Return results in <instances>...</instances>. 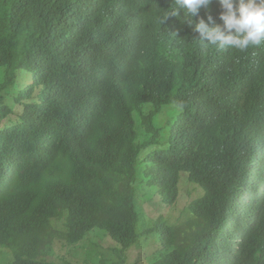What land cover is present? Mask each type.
Instances as JSON below:
<instances>
[{"label":"trees","instance_id":"16d2710c","mask_svg":"<svg viewBox=\"0 0 264 264\" xmlns=\"http://www.w3.org/2000/svg\"><path fill=\"white\" fill-rule=\"evenodd\" d=\"M171 7L0 0V264H128L149 241L147 264H264L262 83L244 102L226 85L194 86L180 120L162 101L163 84L183 70L241 86L253 61L264 77V44L243 55L211 49L183 12L161 22ZM220 11L213 0L193 20L220 24ZM93 53L109 55L114 72ZM13 147L20 167L7 173ZM254 168V186H244ZM92 235L115 246L116 260L55 254Z\"/></svg>","mask_w":264,"mask_h":264},{"label":"clouds","instance_id":"9594fccd","mask_svg":"<svg viewBox=\"0 0 264 264\" xmlns=\"http://www.w3.org/2000/svg\"><path fill=\"white\" fill-rule=\"evenodd\" d=\"M212 2L213 0H172L174 7L166 10L161 22L164 23L168 17H177L180 12H183L184 22H187L193 31L199 34L200 38L196 40L202 41L206 46H210L211 49L213 47L218 51L234 49L243 55L244 52L264 44V0H216L221 8L219 19L222 22L214 25L211 15L207 16V21L200 18L198 22H194L193 18L198 16L200 10L202 8L208 10ZM93 54L96 62L99 61L101 69L114 72L115 66L109 55ZM242 75L243 82L240 86V77H230L224 74L220 77L211 72L203 74L198 69L179 71L171 75L169 80L163 84L164 99L162 101L170 100L171 107L179 110L176 118L180 120L181 116L192 106V99L187 97V92L194 86L202 94H209L216 92L218 86L226 85L230 96L234 95L235 97L238 92L239 100L244 102L253 92L257 82H261L262 94H264V77L261 75L258 64L253 61L246 63ZM202 108L209 111L205 106ZM253 118L254 120L259 118V114L255 112ZM262 143L264 144V141ZM263 147L264 145L260 148ZM21 157L22 153L18 148L13 147L12 150H7V173L16 172L20 167L19 159L21 161ZM254 179L255 168L245 180L244 186L253 187ZM263 183L261 182L256 188L258 193L263 192ZM188 186L189 190L197 189L194 184H188Z\"/></svg>","mask_w":264,"mask_h":264},{"label":"rangeland","instance_id":"374dc122","mask_svg":"<svg viewBox=\"0 0 264 264\" xmlns=\"http://www.w3.org/2000/svg\"><path fill=\"white\" fill-rule=\"evenodd\" d=\"M0 83H1V77H0ZM179 113V110L177 108H173L172 116L177 117ZM190 189L189 186L185 187V190L188 191ZM142 203V202H140ZM142 210L146 211L148 210L147 204H141ZM184 205H180V209H182ZM150 218L153 219L156 216V212L154 210H151L150 212ZM183 221V217L177 218ZM149 243H152V241H149L145 245H139L138 248L134 249L131 254H129L130 257H128L127 263L133 264L137 260L142 261L141 264H147L148 257L156 250V246L149 245ZM99 247V248H98ZM112 246L111 243H105L104 240H101L100 238H96L95 236H91L89 239L84 241L82 244H80L75 250L71 248H67L61 244H58L55 250L56 255H67L68 257H71L72 259H77L80 261H83L84 259H90L95 262H99L101 259L107 260H116V257L113 256L109 250ZM75 254V256H74ZM89 256V257H88ZM12 260V257L9 256V259L4 262V264H10ZM54 261H58V259L52 258Z\"/></svg>","mask_w":264,"mask_h":264},{"label":"bare ground","instance_id":"6f19581e","mask_svg":"<svg viewBox=\"0 0 264 264\" xmlns=\"http://www.w3.org/2000/svg\"><path fill=\"white\" fill-rule=\"evenodd\" d=\"M27 215V214H26Z\"/></svg>","mask_w":264,"mask_h":264}]
</instances>
